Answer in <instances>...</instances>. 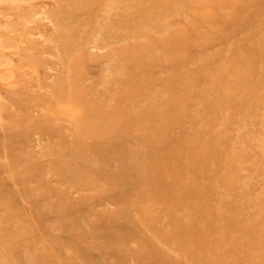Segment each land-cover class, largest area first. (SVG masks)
<instances>
[{"label": "rangeland", "instance_id": "1", "mask_svg": "<svg viewBox=\"0 0 264 264\" xmlns=\"http://www.w3.org/2000/svg\"><path fill=\"white\" fill-rule=\"evenodd\" d=\"M120 26L123 42L96 47ZM127 43L154 52L119 69L102 60ZM250 45L264 46V0H0V264H264V54L248 60ZM126 72L139 111L150 92L164 111L173 158L132 154L122 174L145 161L176 179L156 217L177 226L166 243L122 175L98 198L60 181L74 136L55 93L80 77L99 92Z\"/></svg>", "mask_w": 264, "mask_h": 264}, {"label": "bare ground", "instance_id": "2", "mask_svg": "<svg viewBox=\"0 0 264 264\" xmlns=\"http://www.w3.org/2000/svg\"><path fill=\"white\" fill-rule=\"evenodd\" d=\"M246 1L253 4L259 0ZM126 37L127 31L120 26V31L106 34L105 40L97 39L94 41H96V47L101 49L107 46L108 41H115L116 38H119L123 42V38ZM173 39L174 37H170L166 44L162 48H158L159 51L156 52L162 53L166 47L172 45ZM256 45L249 46L248 60L257 59L264 54V46ZM77 48L83 49L82 43L72 44L67 50L71 52ZM149 52L154 51L146 47L133 48L127 43L117 48L110 47L109 53L102 60L109 62L110 66L114 68H123L130 66V60L141 61ZM124 74L125 81L117 79L118 83L121 84H112L99 92H94L91 88H82L79 85L80 77L78 80L69 81L68 89L59 88L55 93L57 98L66 106L60 114L61 119L71 120V131L74 136V140L70 144L72 150L68 153L67 159H63L67 166L65 171L60 174V181H64L63 178L67 175L68 179L75 181V183L78 182L82 187H92L95 198H98L99 195H96V190L99 188L97 186H104L112 179L122 175L123 180L121 182L125 186L131 187L129 192L135 198L132 201L134 202L133 205L140 214L145 215L148 230L154 232V236L159 242L166 243L168 237L175 235L178 231L177 226H169L168 232H165L162 225L157 224L159 221L157 222L156 217L161 216L164 212L172 186H176V179L172 178V183L167 180L161 182L157 177L150 175L144 165L145 161L142 167L135 166L132 168V175L127 172L122 174L127 162H129L128 157L132 154H141V158L147 159L146 162L150 161L153 164H156L157 158L161 154L163 158L160 165L173 158L167 159V154L171 153L169 151L170 144L166 143L164 138L167 131V125L163 122L165 121L164 111L152 104V92L148 98L146 96V103H148L146 105L150 111H144V109L142 112L139 111L138 107L141 106L139 99L130 95L127 84V79H132L135 76L128 72ZM160 105L161 107L168 106L167 103ZM138 111L141 113L137 114ZM166 112L165 109V114ZM105 133L108 135L103 136L102 134ZM114 164H118L120 170L116 174L112 173ZM91 166L93 167L90 168ZM88 168H90V174L86 172ZM188 172L191 175L189 168ZM158 174L159 176L164 175L162 170H159ZM149 176L152 178L150 179ZM133 180H136L137 183L134 184ZM145 186L148 187L147 190L140 191ZM136 191L139 192L135 194Z\"/></svg>", "mask_w": 264, "mask_h": 264}]
</instances>
